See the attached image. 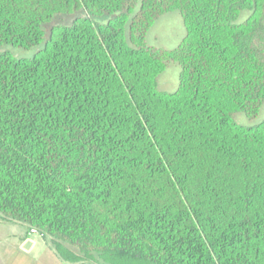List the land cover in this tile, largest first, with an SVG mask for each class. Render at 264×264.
I'll return each instance as SVG.
<instances>
[{"label": "trees", "instance_id": "obj_1", "mask_svg": "<svg viewBox=\"0 0 264 264\" xmlns=\"http://www.w3.org/2000/svg\"><path fill=\"white\" fill-rule=\"evenodd\" d=\"M263 107L264 0H0V217L66 264H264Z\"/></svg>", "mask_w": 264, "mask_h": 264}, {"label": "rangeland", "instance_id": "obj_2", "mask_svg": "<svg viewBox=\"0 0 264 264\" xmlns=\"http://www.w3.org/2000/svg\"><path fill=\"white\" fill-rule=\"evenodd\" d=\"M249 13L244 12L241 15V20H244L248 17ZM74 17H62L53 21L52 24L46 26V32L53 25L64 24L69 25L73 22ZM186 31L183 24L182 17L179 12H171L164 16H162L157 23L152 27L150 32L148 33L147 41L151 46H155L158 48L164 49H175L185 37ZM13 53L18 57L30 56L29 53H24L21 51H13ZM180 66L177 64H170L167 70L159 77L158 86L161 91L172 93L174 92L179 85V74H180ZM264 118V107L261 110L260 116L257 120L250 121L243 114H238L236 116V121L245 126L256 125ZM14 222H10L4 220L0 217V227L3 229L0 231V235H8L10 234L12 226H14ZM32 264H39V262L34 263V261H30ZM25 263V262H24ZM26 264V263H25ZM86 264H104L103 262L98 263H86Z\"/></svg>", "mask_w": 264, "mask_h": 264}, {"label": "crops", "instance_id": "obj_3", "mask_svg": "<svg viewBox=\"0 0 264 264\" xmlns=\"http://www.w3.org/2000/svg\"><path fill=\"white\" fill-rule=\"evenodd\" d=\"M12 229L10 234L0 235V264H32V260L39 264H66L39 234L29 232L22 224H15Z\"/></svg>", "mask_w": 264, "mask_h": 264}]
</instances>
